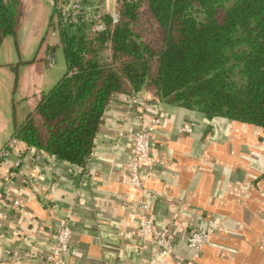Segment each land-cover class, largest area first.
Here are the masks:
<instances>
[{
	"label": "crops",
	"instance_id": "obj_1",
	"mask_svg": "<svg viewBox=\"0 0 264 264\" xmlns=\"http://www.w3.org/2000/svg\"><path fill=\"white\" fill-rule=\"evenodd\" d=\"M18 30L19 23L15 36L0 46V148L14 138V123L24 122L56 84L49 77L54 53H48L51 64L42 51L28 59L16 39ZM45 34L41 49L53 45L43 41ZM6 43L14 51L2 50ZM26 63L41 64L39 75H28L18 86L19 75L13 72ZM157 109L165 118L153 136L155 164L142 181L159 196L155 222L176 211L181 236L189 228L209 233L199 257L179 241L173 259L179 264H264V129L222 117L206 119L145 91L112 97L84 169L17 141L0 166V264H47L53 236L62 226L71 232L64 264H146L150 242L137 232L139 194L128 187L125 161L131 147L127 135L139 125L137 114H144L146 123Z\"/></svg>",
	"mask_w": 264,
	"mask_h": 264
},
{
	"label": "trees",
	"instance_id": "obj_2",
	"mask_svg": "<svg viewBox=\"0 0 264 264\" xmlns=\"http://www.w3.org/2000/svg\"><path fill=\"white\" fill-rule=\"evenodd\" d=\"M18 7L0 0V46L16 34ZM58 35L66 72L13 125L27 146L84 169L112 97L142 91L264 129V0H130L112 30L80 24Z\"/></svg>",
	"mask_w": 264,
	"mask_h": 264
},
{
	"label": "built area",
	"instance_id": "obj_3",
	"mask_svg": "<svg viewBox=\"0 0 264 264\" xmlns=\"http://www.w3.org/2000/svg\"><path fill=\"white\" fill-rule=\"evenodd\" d=\"M91 0H57L54 2V13L59 29L67 26H78L80 24L92 25L93 30L98 32L105 31L103 23L107 15H99V10L94 11L90 6ZM112 25H116L118 21V11L112 12L108 16ZM100 25V27H99ZM100 28V30H99ZM48 64L52 63V55L46 57ZM136 98V97H135ZM165 118V113L159 109L149 116L144 123L145 115L137 114L138 128L128 133L131 140V147L125 161V171L127 176L128 187L139 194L138 201L135 206L137 213L136 225L139 238L143 241L150 242L149 258L146 264H179L173 259L174 250L177 242L183 241L187 249L194 258L200 256L204 246L209 241V233L199 228H189L181 236L176 230V211L170 214L164 222L157 224L153 215V205L159 200L157 193L143 186V177L147 168L154 166L155 161L151 156L154 147L153 136L156 129L161 126ZM187 132L190 129L186 126L183 128ZM16 138H11L2 148H0V166L9 156L12 148L17 143ZM9 176H13V172H9ZM8 182V179H7ZM14 206H18V201L13 202ZM70 230L66 226H62L55 231L51 250L46 256L47 264H64V257L68 252V238ZM168 260H171L168 262Z\"/></svg>",
	"mask_w": 264,
	"mask_h": 264
},
{
	"label": "rangeland",
	"instance_id": "obj_4",
	"mask_svg": "<svg viewBox=\"0 0 264 264\" xmlns=\"http://www.w3.org/2000/svg\"><path fill=\"white\" fill-rule=\"evenodd\" d=\"M20 1V7H18V11L20 13L18 23H19V30L17 35V41L19 42L22 49L25 47V53L24 55L28 57V59H32L36 56L37 53L45 52L47 48L41 49V38L44 36V42L48 41L49 43H53V48H50L49 51L54 53V65L52 69L49 71L50 73V79L54 77L55 83L64 75L66 65L65 60L63 57V53L61 50L60 45L57 43L59 42V25H56L55 29L48 27L47 24L50 19V15H52V20L55 19V13L54 10L52 12L53 6H54V0H19ZM130 0H91L90 6L93 8L94 11L99 10V15H111V13L117 12L120 5L124 2H129ZM54 24H57L56 21ZM102 24L105 25V23L102 22ZM88 26V33L96 32L93 30L94 26L87 25ZM107 25H105L106 27ZM74 27V26H73ZM100 27V25H99ZM109 30H112L114 28V25L110 24L107 26ZM100 30V28H99ZM39 33V39L36 38V34ZM9 40V39H7ZM9 42V41H7ZM109 46V43L107 44ZM13 50L14 48L12 44L6 43L4 45L2 50H5L6 52L8 50ZM54 49V50H53ZM48 51V52H49ZM49 54H46L45 57H47ZM41 65V64H40ZM40 65L37 63H26L22 65H18L17 68L20 67L19 70H17V73L13 72V76L16 78L19 75V84L25 83L26 79L28 78V75L35 74L36 76L39 75L40 72ZM42 67V66H41ZM45 75V73H44ZM53 81V80H52ZM17 86V87H18Z\"/></svg>",
	"mask_w": 264,
	"mask_h": 264
}]
</instances>
